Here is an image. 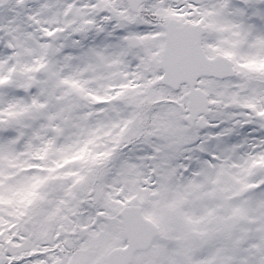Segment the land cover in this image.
<instances>
[{
    "label": "snow or ice",
    "instance_id": "obj_1",
    "mask_svg": "<svg viewBox=\"0 0 264 264\" xmlns=\"http://www.w3.org/2000/svg\"><path fill=\"white\" fill-rule=\"evenodd\" d=\"M0 264H264V0H0Z\"/></svg>",
    "mask_w": 264,
    "mask_h": 264
}]
</instances>
